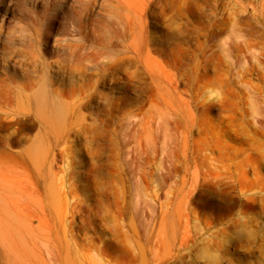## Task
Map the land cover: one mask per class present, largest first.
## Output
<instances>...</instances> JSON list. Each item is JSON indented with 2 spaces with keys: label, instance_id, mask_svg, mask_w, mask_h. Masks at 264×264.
Wrapping results in <instances>:
<instances>
[{
  "label": "rangeland",
  "instance_id": "obj_1",
  "mask_svg": "<svg viewBox=\"0 0 264 264\" xmlns=\"http://www.w3.org/2000/svg\"><path fill=\"white\" fill-rule=\"evenodd\" d=\"M0 264H264V0H0Z\"/></svg>",
  "mask_w": 264,
  "mask_h": 264
},
{
  "label": "bare ground",
  "instance_id": "obj_2",
  "mask_svg": "<svg viewBox=\"0 0 264 264\" xmlns=\"http://www.w3.org/2000/svg\"><path fill=\"white\" fill-rule=\"evenodd\" d=\"M132 45H133V47L134 48H138L139 47V43L136 41V40H132ZM51 96V95H50ZM49 104V103H48ZM52 114L51 115H47L48 117L45 119L46 121H50V120H52L53 118H56L57 117V115H58V112H59V108H56L55 107V104L54 105H52ZM50 112V111H49ZM57 120V119H56Z\"/></svg>",
  "mask_w": 264,
  "mask_h": 264
}]
</instances>
